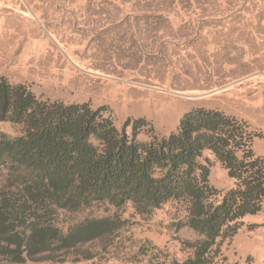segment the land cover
Segmentation results:
<instances>
[{"label":"rangeland","instance_id":"374dc122","mask_svg":"<svg viewBox=\"0 0 264 264\" xmlns=\"http://www.w3.org/2000/svg\"><path fill=\"white\" fill-rule=\"evenodd\" d=\"M0 76L44 99L106 106L118 127L143 117L164 135L192 108L217 109L258 133L252 148L264 158V0H0ZM0 130L17 133L7 122ZM208 162L213 187L234 186L213 156ZM182 215L167 203L130 218L109 244L51 248L23 264L181 260L180 240L199 238L178 227ZM4 249L0 264H18ZM220 250L221 264H264V207Z\"/></svg>","mask_w":264,"mask_h":264},{"label":"trees","instance_id":"16d2710c","mask_svg":"<svg viewBox=\"0 0 264 264\" xmlns=\"http://www.w3.org/2000/svg\"><path fill=\"white\" fill-rule=\"evenodd\" d=\"M0 122L17 129L0 130V245L9 263L38 261L36 253L51 248L109 244L130 218L173 203L183 214L178 227L199 238L180 240L183 259L149 264H221V243L264 207V158L252 148L258 133L217 109L192 108L164 135L143 117L118 127L106 106L44 99L0 76ZM209 156L233 187L210 184Z\"/></svg>","mask_w":264,"mask_h":264}]
</instances>
